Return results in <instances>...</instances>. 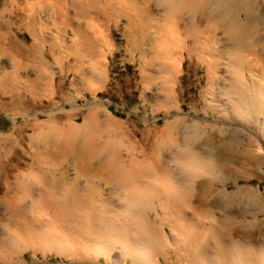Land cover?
<instances>
[{"label":"rangeland","instance_id":"374dc122","mask_svg":"<svg viewBox=\"0 0 264 264\" xmlns=\"http://www.w3.org/2000/svg\"><path fill=\"white\" fill-rule=\"evenodd\" d=\"M76 1L0 0V168L7 164L8 175L0 176V187L7 182L20 200L15 216L0 206L6 259L0 264H264V0H228L224 29L205 0H136L150 10L141 17L148 21L141 49L130 44L129 26L140 17L128 12L132 0H90L84 13ZM211 6L205 33L203 14ZM169 7L196 22L191 36L174 32L173 40L185 45L152 42ZM163 65L173 72H162ZM38 74L33 87L30 78ZM87 118L85 137L108 146L102 158L133 157L134 166L153 173L161 161L155 209H128L127 193L113 184L89 189L75 152L49 168L57 191L67 190L76 202L80 190H91L90 198L105 207L87 209L94 201L87 198L78 210L56 215L39 203L43 179L26 168L35 155L53 150L36 137L39 128L67 131ZM169 193L182 198L180 208ZM114 223L129 227L124 251L111 242L107 228ZM125 249H136L134 258Z\"/></svg>","mask_w":264,"mask_h":264},{"label":"bare ground","instance_id":"6f19581e","mask_svg":"<svg viewBox=\"0 0 264 264\" xmlns=\"http://www.w3.org/2000/svg\"><path fill=\"white\" fill-rule=\"evenodd\" d=\"M74 1V0H73ZM120 1V0H119ZM123 1V0H122ZM128 1V0H127ZM136 0H132V4H130L129 6H127V9H129V14H132V11H136L138 12V15L140 16L139 18L141 17H145L147 16V13H148V6L147 5H141V6H138L136 3L137 1L135 2ZM184 1V0H183ZM197 1V0H186V2H191L192 4ZM204 1V0H203ZM78 1H76V4H77ZM80 2V10L85 11V9L88 7V6H93V1H90V0H81L79 1ZM78 2V3H79ZM143 2V1H142ZM240 2H242L240 0ZM245 2V0H244ZM243 2V4H244ZM124 3V1H123ZM146 3V2H145ZM169 3V2H168ZM201 3V2H200ZM125 4V3H124ZM128 4V3H127ZM126 4V5H127ZM170 4V3H169ZM168 4V5H169ZM183 4V3H182ZM205 4H211V5H214L215 6V10L217 11V18L219 19V21H221L222 23V26H223V29L225 28V21H226V17H227V10H226V5L228 4V0H205ZM78 5V4H77ZM186 5V4H185ZM79 6V5H78ZM191 6V5H190ZM242 6V5H241ZM245 6V5H244ZM207 7V6H206ZM212 8L209 9L208 11L205 10L204 11V14L203 16L206 17V20H207V23H206V26L204 25V30L205 33L206 31H208V26L209 24H211L212 21V18L210 19V16L208 14H210L211 11H214L213 9V6H211ZM183 8V7H182ZM189 8V7H188ZM185 9V8H184ZM190 9V8H189ZM198 9V8H197ZM87 10V9H86ZM188 10V9H187ZM80 11V12H81ZM194 11V10H193ZM150 12V10H149ZM179 12V11H178ZM178 12H176V14H174V10L169 7L167 10H166V14L163 15V19L162 20H158L154 27L155 28V31L156 32V35H159L158 38L157 36L156 37H152V42L155 43V45H170L171 42H173L174 40V37L173 35H175V33L178 31H184L185 29V33L186 35H190L194 32V26L196 25V22H193V20H188V21H185V19L180 16V15H177ZM232 12V11H231ZM150 14V13H149ZM234 14V12H233ZM133 15V14H132ZM132 15H129V16H132ZM149 16V15H148ZM202 16V18H203ZM150 17V16H149ZM212 17V16H211ZM133 18V17H132ZM138 20H141V21H138L135 22L134 20L131 21V24L129 26V31H130V35H132V38H131V42L130 44L131 45H134L135 48H140L141 49V45H143L145 42H146V37L144 36V31H145V28L148 24V21L147 19L146 20H143V18L139 19ZM146 18V17H145ZM187 19V18H186ZM189 19V18H188ZM194 19V17H193ZM248 19V18H247ZM143 20V21H142ZM157 20V19H156ZM196 20V19H195ZM151 22V21H150ZM241 22V21H240ZM245 23V21H244ZM198 25V24H197ZM201 25V24H200ZM213 25V24H212ZM211 25V26H212ZM140 26V29L138 28ZM242 26V25H241ZM239 26V27H241ZM149 27V26H148ZM203 27V26H202ZM228 27V26H226ZM136 28V29H135ZM197 28V27H196ZM210 28V27H209ZM243 28V27H242ZM232 29V27H231ZM211 30V29H210ZM229 30V29H227ZM199 31V30H198ZM203 31V32H204ZM232 31V30H231ZM241 31V30H240ZM139 32V35L138 37H133V35L135 36V33ZM175 32V33H174ZM181 32V33H182ZM183 32V34H185ZM227 32V31H226ZM235 32V31H233ZM237 32V31H236ZM243 32V30H242ZM158 33V34H157ZM238 33V32H237ZM236 33V34H237ZM179 35V34H178ZM232 35V34H231ZM239 35V34H238ZM237 35V36H238ZM242 35V34H241ZM250 35V34H249ZM154 36V34H153ZM180 36V35H179ZM209 36V35H208ZM236 36V35H235ZM182 37V36H180ZM241 37V36H240ZM157 38V39H155ZM237 38V37H236ZM155 39V40H154ZM192 39V38H190ZM243 39V38H241ZM237 41V39H234ZM240 40V39H239ZM148 41V40H147ZM176 41V40H175ZM174 41V42H175ZM186 40H178L176 41V44L178 45H183L185 43ZM188 41V40H187ZM173 42V43H174ZM238 42V41H237ZM236 42V43H237ZM235 43V44H236ZM239 44L243 43V42H238ZM245 43V42H244ZM250 43V41H249ZM185 45V44H184ZM237 45V44H236ZM248 45V44H247ZM2 47V45H0ZM7 46V45H5ZM4 46V47H5ZM12 45H9V47H11ZM15 47H17L16 45H14ZM13 46V48H14ZM240 46V45H239ZM8 47V49H9ZM25 47V46H24ZM165 47V46H164ZM238 47V46H237ZM12 48V47H11ZM161 48V47H160ZM243 48V47H242ZM1 49V48H0ZM7 49V48H6ZM35 49V47H34ZM137 49V50H138ZM167 49V48H166ZM240 49V47H239ZM257 49V48H256ZM13 50V49H12ZM15 50V49H14ZM20 49H18L19 51ZM134 50V49H133ZM135 50V51H137ZM164 50V49H163ZM243 50V49H242ZM247 50V49H246ZM21 51L18 53L19 55L21 54ZM139 51V50H138ZM142 51V50H141ZM16 52V55H17V51ZM166 52V51H165ZM242 52V51H241ZM171 53V52H170ZM237 53V52H236ZM3 54H7L6 51H3ZM43 52H41L40 54V57H43L42 56ZM141 54V53H140ZM169 54V53H168ZM139 55V54H138ZM45 56V55H44ZM135 56V55H134ZM24 57V56H22ZM140 57V56H139ZM16 59V58H15ZM21 60V57L20 59ZM46 60L47 59H44V58H41V61H43V63H39L38 66H41L43 67V71H45V74H46ZM85 60V59H84ZM49 61V60H48ZM243 61V60H242ZM50 63V62H49ZM48 64V62H47ZM241 64V63H240ZM49 65V64H48ZM160 65V64H159ZM25 67V66H24ZM163 68L161 69L162 72H165V73H168V72H173V70H169L168 67H165L164 65L162 66ZM193 67H196L193 65ZM21 69V67H18ZM93 68V67H91ZM179 68V67H178ZM23 70V69H22ZM94 70V69H93ZM95 71V70H94ZM160 71V70H159ZM175 72V71H174ZM229 72V71H228ZM30 73V72H29ZM19 74V73H18ZM50 75V74H49ZM43 77L42 74H38L36 75L33 79L30 78L31 80V84L33 87H36L37 85V81H39L41 78ZM51 77V76H49ZM48 77V78H49ZM52 78V77H51ZM46 79V78H45ZM50 79H47V85L50 87ZM44 82V79L43 81ZM52 83V82H51ZM53 87V86H52ZM74 106V105H73ZM19 108V107H18ZM45 112V111H44ZM97 115V113H95V116ZM92 118H94L95 120H93L92 122L94 124H97V121H99L98 117H94L92 116ZM90 122V118H87L86 120L83 121V124L82 125H76V124H70L68 125V129L67 131H65V128L64 127H58V126H46V125H43L39 128L38 132H37V138L43 140L44 144L47 146H53V150L48 153L49 151L48 150H45V152L47 151L48 155L44 156L45 154L47 153H42L41 154H37L33 157V160L30 162V165L27 166L26 168V171H28L30 174H40L41 178L40 179H43L42 181L44 183H42L43 185V190H44V194H42V196L39 198V203H42L43 205H45L46 207L50 208L51 211H53V214H56V215H59V214H63V211H69L70 209L73 210V209H77L79 207H82V201L86 200L87 198H89L90 200L92 198H90V196H93L92 193L90 192L91 190H86V189H83V190H80L78 192V194H75L78 195V199L79 200L77 202L72 201V199L70 197H72L71 194H69V192H65L67 190H60V191H64L63 193L62 192H58L59 189H58V186L59 183L52 179L51 178V175H52V172L50 173L49 171V168L51 169L52 167L54 168H57V167H60L62 161H64L66 159V156L68 153H71L74 154L73 152H75L77 154V160L79 162V165L77 167V172L78 174L81 173L82 176L85 177V180H86V185L88 186L89 189H95L96 190V187L95 186H99V184H102L100 182H105L106 185L108 184H113V185H116V186H119L121 189H123L126 193H127V203H128V209L130 208H138V209H144V210H147L149 211L148 209H150L151 211V208H153V205H151V200H153V198H155V196L157 195V193L160 191V187H158L156 185V183L154 182V180H157L156 177H159L158 179H160V175H161V161H157L156 163V166L154 168V171L155 173L151 172L150 171H147L146 168H139L137 166H134L133 164V160H136L134 159L132 156V158L130 160H128V162H126L127 160L126 159H117V160H113L111 158H108V157H105V158H102V154L105 153V154H108L110 153L109 150H108V146L107 144H102L100 142L96 143V145L93 144V141H91L90 139H88L87 137H85L86 135L84 134V130L92 123ZM90 130V129H89ZM92 136V135H91ZM64 137H67L68 138V141H65L64 140ZM93 138V137H92ZM96 138V137H95ZM97 139V138H96ZM112 147V146H111ZM45 148V147H44ZM47 149V148H46ZM44 151V149L41 150V152ZM38 152V150H37ZM108 152V153H107ZM44 154V155H43ZM75 154V155H76ZM120 156H122L120 154ZM43 158V159H42ZM73 158V159H75ZM83 158V159H82ZM124 158V157H123ZM126 158V157H125ZM136 158V157H135ZM135 162V161H134ZM76 163V162H75ZM13 164H11L10 166H12ZM9 166V165H8ZM9 166V167H10ZM13 167V166H12ZM11 167V168H12ZM15 167V166H14ZM183 167V166H182ZM187 167V166H186ZM3 168L1 170L0 168V176L4 177L5 179H8L6 178L5 176L8 177V175H5V171H6V168H7V164L3 165ZM189 168V167H188ZM193 168V167H192ZM14 169V168H13ZM13 169H9V170H13ZM164 169V168H163ZM191 169V168H190ZM20 170V169H19ZM165 170V169H164ZM188 169H186V172H187ZM194 170V169H193ZM192 169L188 171L191 172V174L195 171H193ZM16 171V170H15ZM18 171V170H17ZM16 171V172H17ZM54 171V170H53ZM153 171V170H152ZM193 171V172H192ZM8 172V171H7ZM10 172V171H9ZM16 172H13V174L16 175ZM22 174V171L18 174ZM25 173V172H24ZM55 173V172H54ZM190 174V173H189ZM4 175V176H3ZM29 175V174H28ZM194 175V174H193ZM50 176V179L48 178ZM79 176V175H77ZM81 176V177H82ZM17 179V177H16ZM39 179V180H40ZM192 180V179H191ZM180 182V181H179ZM61 183H62V180H61ZM63 184V183H62ZM61 184V185H62ZM181 184V183H180ZM18 185V184H16ZM66 186V185H64ZM62 186V188L64 187ZM76 186V185H75ZM103 186V185H102ZM40 187V186H39ZM79 186L75 187V188H78ZM110 187V186H109ZM65 188V187H64ZM63 188V189H64ZM82 188V187H81ZM206 188V187H205ZM58 189V191H57ZM67 189V187H66ZM79 190V189H77ZM163 190V189H162ZM98 191V190H97ZM166 191V190H165ZM186 191V190H184ZM183 191V193H184ZM207 191V190H206ZM188 194V191H186ZM189 192H191L189 190ZM193 192V191H192ZM56 193V194H55ZM16 193L13 192V189H12V186L9 185L7 182L4 183V186L0 187V206L7 209V210H10L11 211V215L15 216L17 215L18 211L17 208L15 207V205L17 204V201L20 202L19 198L17 195H15ZM72 194H74L72 192ZM97 194V193H96ZM123 194V193H122ZM170 196L171 193H169ZM168 194V195H169ZM186 194H185V198H186ZM191 194V193H190ZM99 195V194H98ZM195 195V194H194ZM193 195V197H194ZM254 195V194H253ZM161 194L159 195V198H160ZM170 199H173L172 202L174 203V206H178L179 204L181 205L179 199H177L179 202H177V200L175 198L170 197ZM184 196V195H183ZM198 197V195H196ZM203 197V194L201 195ZM205 196V195H204ZM94 197V196H93ZM189 197V195H188ZM187 197V198H188ZM200 197V196H199ZM206 197V196H205ZM28 198V197H27ZM122 198H125V197H122ZM158 198V199H159ZM190 198V197H189ZM255 198V197H254ZM260 198V197H259ZM156 199V198H155ZM157 199V200H158ZM184 199V197H183ZM199 199V198H198ZM201 199V197H200ZM199 199V200H200ZM203 199V198H202ZM205 199V200H204ZM203 201H206V198H204ZM94 200V199H92ZM125 200V199H124ZM169 200V199H168ZM96 200L94 201H91L90 203H88V208L87 209H93L95 208L94 206H101L102 208H104V202H101V200ZM154 201V200H153ZM167 201V199H166ZM202 202V200H200ZM199 201V202H200ZM257 201V200H256ZM171 202V204H173ZM198 202V201H197ZM200 202V203H201ZM85 203V202H84ZM170 203V202H169ZM199 203V205H200ZM178 204V205H177ZM188 204V203H186ZM106 205V204H105ZM160 205H161V202H160ZM104 206V207H103ZM122 206V205H121ZM127 206V205H126ZM173 206V205H172ZM173 206V207H174ZM58 207H61L62 209H58ZM74 207V208H73ZM164 207V206H163ZM166 207V206H165ZM164 207V208H165ZM172 207V208H173ZM181 207V206H180ZM178 206V208H180ZM237 207V206H236ZM126 208V207H125ZM117 209V208H116ZM155 209V208H153ZM182 209V208H181ZM59 210V212H58ZM78 210V209H77ZM176 210V208L174 209ZM91 211V210H89ZM126 211V209H125ZM154 211V210H153ZM183 211L182 210H179V213H181ZM122 212V211H121ZM184 212V211H183ZM74 213V212H73ZM78 213V212H76ZM90 213V212H89ZM136 213V212H135ZM141 213V212H140ZM155 213V212H154ZM240 213V212H239ZM66 214V213H65ZM123 214V213H122ZM150 214V213H149ZM178 214V212H177ZM184 214V213H183ZM68 215V213H67ZM91 215V214H89ZM103 215V213H102ZM105 215V213H104ZM103 215V216H104ZM109 215V214H108ZM106 215V216H108ZM118 215V214H117ZM132 215V214H130ZM136 215V214H135ZM180 215V214H179ZM65 216V215H64ZM83 216L85 217V215L83 214ZM111 216V215H110ZM141 216V215H140ZM139 215H137L136 217H140ZM182 216V215H181ZM58 217V216H57ZM72 217V216H71ZM82 217V216H81ZM87 217V216H86ZM112 217H115L113 216L112 214ZM111 217V218H112ZM155 217V216H154ZM110 217H106L105 219H108L109 220ZM110 218V219H111ZM117 218V217H116ZM83 219V217H82ZM90 219V218H89ZM114 219V218H113ZM258 219V218H257ZM107 220V221H108ZM120 220V219H119ZM127 220V219H126ZM168 220V219H167ZM88 221V220H87ZM113 221V220H111ZM116 222V221H115ZM118 222V221H117ZM137 222V221H136ZM135 222V223H136ZM88 223V222H87ZM90 224V223H89ZM139 223L137 222V225ZM148 225V224H147ZM106 226V225H105ZM136 226V225H135ZM139 227L141 226L142 229L145 233H151V228H148L144 223H141L138 225ZM146 226V227H145ZM149 226V225H148ZM152 226H154L152 224ZM108 227V226H107ZM155 227V226H154ZM167 227V226H166ZM166 227H162L160 229H163V233L165 231V228ZM170 227V226H168ZM129 227H127V225H125V223H121V224H111L109 226L108 231L110 232V235H113V239H119V240H114L112 239V243L113 244H116V246H118L119 248L123 249L124 251V246H126L127 243L126 242V239L129 238V235H130V231L129 229H127ZM156 228V227H155ZM171 228V227H170ZM114 229V230H113ZM157 229V228H156ZM155 229V230H156ZM124 230V231H122ZM153 231H155L154 229H152ZM20 230L19 229H15L13 230V233H14V237H18L17 234ZM152 231V232H153ZM159 231V229H158ZM161 231V230H160ZM21 232V231H20ZM30 232V230H29ZM34 232V231H33ZM28 233V232H26ZM32 234V231L30 232V235ZM118 235V236H117ZM151 235V234H150ZM111 237V236H110ZM120 237V238H119ZM123 237V238H121ZM128 237V238H127ZM111 240V239H110ZM129 242V241H128ZM1 247L0 246V262L4 259H5V254L3 253V251H1ZM127 247V246H126ZM5 248V247H4ZM120 249V250H121ZM127 251V253H125L126 256H131V258H134V255L132 254V252H137V250L135 249H125ZM125 251V252H126ZM17 255V254H16ZM11 256V255H10ZM8 257V256H7ZM19 257V256H18ZM17 257V258H18ZM9 259V258H8ZM3 262V261H2ZM5 263V261H4Z\"/></svg>","mask_w":264,"mask_h":264}]
</instances>
